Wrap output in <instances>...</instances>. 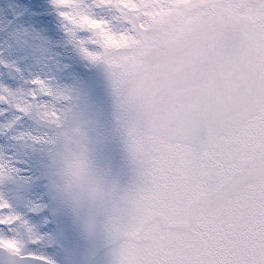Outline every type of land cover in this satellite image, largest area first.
<instances>
[{"label":"snow or ice","instance_id":"obj_1","mask_svg":"<svg viewBox=\"0 0 264 264\" xmlns=\"http://www.w3.org/2000/svg\"><path fill=\"white\" fill-rule=\"evenodd\" d=\"M50 5L89 69L99 64L104 32L126 23L111 15L121 0ZM28 36L40 39L25 30L8 47H27ZM2 57L20 83L0 82V264H264V143L250 151L247 141L229 146L220 123L195 128L202 111H223L218 98L184 107L171 100L135 131V118L122 116L140 177L123 190L86 151L65 147L90 84L61 83L55 71L26 76L19 60ZM170 120L189 129L179 141L165 130Z\"/></svg>","mask_w":264,"mask_h":264},{"label":"rangeland","instance_id":"obj_2","mask_svg":"<svg viewBox=\"0 0 264 264\" xmlns=\"http://www.w3.org/2000/svg\"><path fill=\"white\" fill-rule=\"evenodd\" d=\"M18 1L22 3L23 10L26 11L28 6L26 3L28 1ZM11 5V0H0V26L4 23L6 25V22H4L6 21L5 16L7 8L11 7ZM49 8L46 7L45 10L47 14L49 13L48 15H51V5ZM186 9L191 13L189 14L187 12L189 15L184 14L185 16L183 17L180 14ZM131 10H134V13ZM14 11H19V9ZM41 13L44 14V11ZM225 13L230 16L231 20L236 17L239 18V16L246 17L251 22H256L264 32V0L257 5L249 4L248 0H121L119 12H113L111 15H119L126 22L116 25L117 29L123 30L118 33L104 32L103 37L105 38L106 45H115L110 49L114 50L115 53L119 49L126 57L124 55L122 57L119 56L121 53L119 51L117 53L119 57L117 58L113 54L111 62L108 65H111L112 67L110 68L112 69H117L120 66L118 75L120 74L121 79H123L125 76H128V73L143 67L142 57H139L137 53L141 46L146 52L149 47L152 49L156 45H165L164 43H169L172 46L176 41V38L173 36L175 33L178 36L182 34L186 35L187 28L185 29L182 26L185 23L187 24L191 20L202 23L205 17L207 19L212 18L213 21H222ZM18 15H22L20 11ZM43 23L46 26H34V28L16 26L14 30L12 28L13 26L9 27L14 32L16 31V33H22L26 30L28 33L38 34L40 39H33L32 36H28L26 37L28 40L27 47L13 44V47L9 48V44L13 43L10 38L11 36L7 35L5 39L0 38V48H2V51L8 49L11 51L7 55L3 53V58L6 56L4 59L17 60L20 58L23 60L21 64H23L22 68L26 76L31 72L41 70L47 72L49 75L55 71L60 81L63 79L64 74L68 75L66 70L71 69L70 67L76 68L89 80L88 83L91 87L88 95H91L95 90L93 84L96 88H99L98 95L95 94L94 97L87 98L86 101L83 100L81 102L82 108L79 118L69 138V142H66L65 147H71L75 151H86L90 155L94 166L106 179L118 183L123 190L133 189L139 182L140 177L136 165L132 162L128 154L126 143L127 134L125 131L119 130L121 118L125 116L123 109L126 106V101L120 95L110 98L113 91L116 88L118 89V80L120 78L116 79L112 73L105 78L108 68L104 64L103 69L100 70L103 80L101 79L99 82L100 78H98L96 83L93 82V74L89 72V68L77 67L81 62L75 57L74 52L70 51L73 55L68 54V57H66L67 53L64 48H68L67 50H70V48L67 44H64L66 37L65 33L64 35L60 33L61 26L50 25V22L47 20ZM133 23L142 35V39H138L130 31L132 28L131 24ZM177 27L181 29L182 34L175 31ZM254 28L257 29L255 26ZM165 30L169 33V36L165 33ZM126 32L132 41L131 44L129 43V38L127 40L125 38L126 35H122L123 33L126 34ZM61 45L63 48H61ZM45 47L50 50L42 53L41 49ZM73 60H76L77 63L75 61L72 62ZM64 65H67V67H64ZM66 80L69 84L73 83L71 79ZM0 82L11 85L12 87H17L20 83L17 80H13L5 68L4 72L0 73ZM110 83L112 85L117 83L118 86L116 85L113 90V86ZM101 88L102 92H100ZM130 116L134 117L135 114L131 112ZM235 128L239 130L230 136H227L224 132V140L229 146L239 144L241 141H247L248 149L255 151L261 143H264L263 112L257 115H251L247 119H242L239 124L235 125ZM131 129L135 131V129ZM59 162V156L53 155V169L58 167Z\"/></svg>","mask_w":264,"mask_h":264},{"label":"bare ground","instance_id":"obj_3","mask_svg":"<svg viewBox=\"0 0 264 264\" xmlns=\"http://www.w3.org/2000/svg\"><path fill=\"white\" fill-rule=\"evenodd\" d=\"M215 45L218 46V43H215ZM236 47H238L237 51L234 50L231 46H228V49L226 50L228 51L226 52L228 59L226 60H224V55L226 54L225 51L223 49H218V47H216L215 50H212L214 52L208 54L206 58H204L203 60L205 62L209 61L212 63L214 61L219 62L220 60H222V62L218 63L216 67L211 68V70L207 73V75L210 80L214 77L216 78L217 83L221 84V87L219 88L220 90H223L226 87L228 88V94L226 95L224 93L223 95L224 101H228V100L236 101L238 100V97L240 96L247 98V96L250 94L252 90L251 88L252 83L250 82L242 83L241 81L246 78V75L251 70V68L247 69L248 63L250 61L248 59L249 57L248 51H246L243 56L241 44L237 45ZM220 48H223V47H220ZM239 58L243 59V63L240 62ZM252 64L256 65V62L253 61ZM250 72L252 73V75L250 76V79H252L255 82L254 76L257 72V69H256V72L255 71H250ZM227 73L228 74L231 73V76L227 77V80L223 79L224 75H227ZM196 105H202V104L198 102ZM207 111L208 110L202 111L199 118L207 117L208 115Z\"/></svg>","mask_w":264,"mask_h":264},{"label":"water","instance_id":"obj_4","mask_svg":"<svg viewBox=\"0 0 264 264\" xmlns=\"http://www.w3.org/2000/svg\"><path fill=\"white\" fill-rule=\"evenodd\" d=\"M188 56V55H187ZM187 56L185 58H187ZM146 84L149 86L150 85H154L153 82H152V79H148V81L146 82ZM168 86V85H167ZM196 87V86H194ZM165 89L166 87L165 86H161V85H158V89H156V91H152L150 92V90H146V94H151V93H154L153 96H152V99H150L148 101L147 104H150L151 107V113L154 115L155 118L159 117L160 115H162L163 113L167 112L168 109H169V106H170V101L171 100H177L178 102L182 103L181 101L185 99V97L183 95H180V93H178L179 89L175 91V93H169L168 90H164L163 92L160 90V89ZM193 88V87H192ZM165 92V93H164ZM168 93V94H167ZM163 95L165 96V98L163 99ZM149 96L150 95H147L146 98L149 99ZM195 101V99H193ZM201 102L199 99L195 101V104L197 102ZM244 102H238V103H230L228 104V106H225V110L222 111L221 114H214L213 119L215 120H219V119H224L225 117H229V115L233 114V112H238V106L239 105H242ZM203 104V103H202ZM186 106V104H184ZM181 107V106H180ZM214 112H212L213 114ZM170 122L173 124V125H178V127H182V128H187V127H184V126H181L179 125L176 121L174 120H170L167 122V124H170ZM197 122V121H196ZM195 126H198L197 123H195L194 127Z\"/></svg>","mask_w":264,"mask_h":264}]
</instances>
